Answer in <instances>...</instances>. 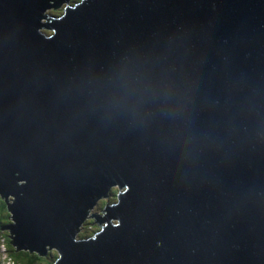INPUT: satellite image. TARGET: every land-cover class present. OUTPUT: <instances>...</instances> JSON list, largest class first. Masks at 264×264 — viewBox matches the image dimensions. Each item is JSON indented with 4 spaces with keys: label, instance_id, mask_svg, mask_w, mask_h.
<instances>
[{
    "label": "water",
    "instance_id": "water-1",
    "mask_svg": "<svg viewBox=\"0 0 264 264\" xmlns=\"http://www.w3.org/2000/svg\"><path fill=\"white\" fill-rule=\"evenodd\" d=\"M63 1L0 0L10 251L264 264V0Z\"/></svg>",
    "mask_w": 264,
    "mask_h": 264
},
{
    "label": "trees",
    "instance_id": "trees-1",
    "mask_svg": "<svg viewBox=\"0 0 264 264\" xmlns=\"http://www.w3.org/2000/svg\"><path fill=\"white\" fill-rule=\"evenodd\" d=\"M45 13L48 16H55V15H60L61 10L47 9ZM43 33L49 34L50 31L46 30ZM117 191H118L117 187H112L109 190V193L111 194L110 196H113V200L115 197V192ZM101 201L103 200L98 201V205L101 204V206H103L104 203H101ZM5 204H6L5 200L0 198V240L3 241L1 245L3 246L4 250H6V254H7V256H5V262L10 263L11 261L12 264H50L55 250L47 251L46 255L44 256L38 255L33 252L25 251V250L10 251L7 231H4L5 229H1L2 226H5L9 222ZM99 228L100 226L93 222V218H86L83 221L82 228H81L82 230L78 233V235L90 236L92 232L99 230Z\"/></svg>",
    "mask_w": 264,
    "mask_h": 264
},
{
    "label": "rangeland",
    "instance_id": "rangeland-1",
    "mask_svg": "<svg viewBox=\"0 0 264 264\" xmlns=\"http://www.w3.org/2000/svg\"><path fill=\"white\" fill-rule=\"evenodd\" d=\"M59 10H61V8H60ZM38 30H39V31H42V32L46 31L45 29H39V28H38ZM47 31H48V30H47ZM101 199H102V198H99L98 200H101ZM103 199H104V198H103ZM106 199H108V197H106ZM98 200H97V201H98ZM107 202L110 203L109 200H107ZM96 206H97V211H99V210L103 207V206H101V204H100V205H96V203H95V205H93L92 207H89V208H88L86 215H88L89 213H91L92 210H93V208L95 209ZM100 214H101V212H100ZM88 218H89V217H88ZM114 221H115V220H114ZM8 223H9V222H8ZM86 226H87V225H86ZM99 230H100V229H99ZM84 234H85V233H84ZM1 251H2V253L5 252V250H4V248L2 247V245H0V252H1ZM5 256H7L6 253L0 255V264H12L11 261H10V263H6V262H5Z\"/></svg>",
    "mask_w": 264,
    "mask_h": 264
},
{
    "label": "flooded vegetation",
    "instance_id": "flooded-vegetation-1",
    "mask_svg": "<svg viewBox=\"0 0 264 264\" xmlns=\"http://www.w3.org/2000/svg\"><path fill=\"white\" fill-rule=\"evenodd\" d=\"M72 1H75V0H71L70 2H72ZM59 9H60V8H59ZM57 10H58V9H57ZM55 16H57V15H55ZM110 195H111V194H110ZM110 195L108 196V199H106V200H109L110 202H112V201H114V200H113V196H110ZM101 200L104 201V199H101ZM98 201H99V200H98ZM98 201L96 202V205H98ZM92 212H93L94 214H97V212H99V211H97V206H96L95 209L93 208ZM81 228H82V225H81V227H80V231L82 230ZM80 231H79V232H80ZM85 231H86V230H85ZM92 233H93V232H92ZM92 233H91V234H92ZM84 236H87V235H84ZM2 243H3V241H0V245H1ZM2 247H3V246H2Z\"/></svg>",
    "mask_w": 264,
    "mask_h": 264
},
{
    "label": "bare ground",
    "instance_id": "bare-ground-1",
    "mask_svg": "<svg viewBox=\"0 0 264 264\" xmlns=\"http://www.w3.org/2000/svg\"><path fill=\"white\" fill-rule=\"evenodd\" d=\"M70 1L71 0L63 1V4H70ZM59 8H61V4L59 6H55V9H59ZM6 263H8V262H6Z\"/></svg>",
    "mask_w": 264,
    "mask_h": 264
},
{
    "label": "built area",
    "instance_id": "built-area-1",
    "mask_svg": "<svg viewBox=\"0 0 264 264\" xmlns=\"http://www.w3.org/2000/svg\"><path fill=\"white\" fill-rule=\"evenodd\" d=\"M0 241H2V240H0ZM5 253H6V250H5V252H4V253H2V251H1V252H0V255H1V254H5Z\"/></svg>",
    "mask_w": 264,
    "mask_h": 264
},
{
    "label": "clouds",
    "instance_id": "clouds-1",
    "mask_svg": "<svg viewBox=\"0 0 264 264\" xmlns=\"http://www.w3.org/2000/svg\"><path fill=\"white\" fill-rule=\"evenodd\" d=\"M90 218V217H89ZM96 224V223H95ZM92 235V234H91Z\"/></svg>",
    "mask_w": 264,
    "mask_h": 264
}]
</instances>
